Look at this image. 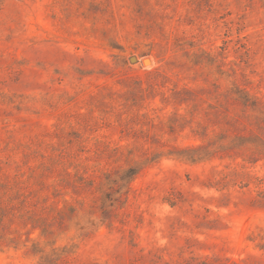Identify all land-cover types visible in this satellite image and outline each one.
<instances>
[{
  "label": "rangeland",
  "instance_id": "374dc122",
  "mask_svg": "<svg viewBox=\"0 0 264 264\" xmlns=\"http://www.w3.org/2000/svg\"><path fill=\"white\" fill-rule=\"evenodd\" d=\"M0 264H264V0H0Z\"/></svg>",
  "mask_w": 264,
  "mask_h": 264
},
{
  "label": "water",
  "instance_id": "95a60500",
  "mask_svg": "<svg viewBox=\"0 0 264 264\" xmlns=\"http://www.w3.org/2000/svg\"><path fill=\"white\" fill-rule=\"evenodd\" d=\"M147 61H145V63H146Z\"/></svg>",
  "mask_w": 264,
  "mask_h": 264
}]
</instances>
